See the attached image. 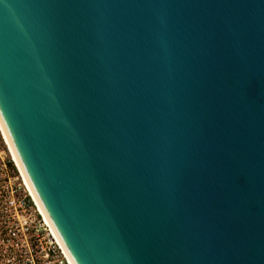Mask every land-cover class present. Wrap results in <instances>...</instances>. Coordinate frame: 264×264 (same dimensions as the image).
Masks as SVG:
<instances>
[{"label": "water", "instance_id": "95a60500", "mask_svg": "<svg viewBox=\"0 0 264 264\" xmlns=\"http://www.w3.org/2000/svg\"><path fill=\"white\" fill-rule=\"evenodd\" d=\"M0 121L72 264H264V0H0Z\"/></svg>", "mask_w": 264, "mask_h": 264}, {"label": "built area", "instance_id": "2783aa9c", "mask_svg": "<svg viewBox=\"0 0 264 264\" xmlns=\"http://www.w3.org/2000/svg\"><path fill=\"white\" fill-rule=\"evenodd\" d=\"M0 264H72L0 128Z\"/></svg>", "mask_w": 264, "mask_h": 264}, {"label": "bare ground", "instance_id": "6f19581e", "mask_svg": "<svg viewBox=\"0 0 264 264\" xmlns=\"http://www.w3.org/2000/svg\"><path fill=\"white\" fill-rule=\"evenodd\" d=\"M0 128H1V131H2V133H3L4 137H5V139H6L7 142H8V144H9V146H10L12 152H13V156H14V159H15V162H16L17 166H18L19 169L22 171V169H21V167H20V165H19V162H18V160H17V158H16V156H15V153H14V151H13V148H12V146H11V144H10V141H9V139H8V137H7V135H6L5 131H4V128H3L2 124H1V121H0ZM22 173H23V171H22ZM23 174H24V173H23ZM32 194H33V192H32ZM33 196H34V194H33ZM34 198H35V196H34ZM35 200H36V198H35ZM36 202H37V200H36ZM37 203H38V202H37ZM38 205H39V204H38Z\"/></svg>", "mask_w": 264, "mask_h": 264}]
</instances>
